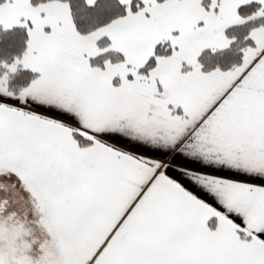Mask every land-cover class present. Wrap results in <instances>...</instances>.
<instances>
[{
    "label": "snow or ice",
    "instance_id": "snow-or-ice-1",
    "mask_svg": "<svg viewBox=\"0 0 264 264\" xmlns=\"http://www.w3.org/2000/svg\"><path fill=\"white\" fill-rule=\"evenodd\" d=\"M0 264H264V0H0Z\"/></svg>",
    "mask_w": 264,
    "mask_h": 264
}]
</instances>
